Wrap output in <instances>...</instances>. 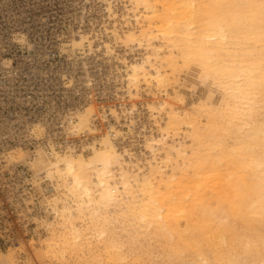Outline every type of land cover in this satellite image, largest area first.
<instances>
[{"label": "rangeland", "instance_id": "obj_1", "mask_svg": "<svg viewBox=\"0 0 264 264\" xmlns=\"http://www.w3.org/2000/svg\"><path fill=\"white\" fill-rule=\"evenodd\" d=\"M133 1L136 0H4V10L12 13L13 20L16 23L17 39L23 45L24 49L26 51L31 50L34 53H50V60H52L50 64L53 66L49 70L50 77L45 83L46 100L44 105L46 106V110L41 115L42 117H40L43 122L48 124L45 127L51 131L53 130V134L58 136L63 135V137L72 140L74 139L73 143L75 147L72 149L83 155H89L94 147H100L104 136L111 132L109 133L111 137L109 135L107 136L112 138L111 140H113L114 145L117 146L116 149L123 155L120 156L124 158L120 157L121 162L118 164L119 168L123 171H120L118 166L115 165L113 173L116 169L119 174L115 171V176H112L116 178L117 175L118 179H116L121 183L116 184L117 181L115 182L114 178L111 180L112 186L119 192L117 194L122 199L116 203L115 208H113L112 204V207L110 205L106 208L107 210L101 207V213L93 219L87 208H84L83 211L82 209H77L80 208L79 203L81 199L79 195L70 192L68 189V180L70 177H62L57 173L48 175L47 171L42 172L38 170L35 161L39 157V153L35 158L28 160L29 153L26 150L18 149L13 151L11 153L12 163L16 165L28 163L32 183L31 190L27 196L21 195L19 197V206L4 210V216L0 217V264H2L3 260H6L5 264H197L195 263L197 260H199L198 264H208L202 261L201 257L198 259L196 252H194L195 255L193 253L186 255V257H184L185 254L176 256L175 252L171 250L170 246L168 247L165 241H159L157 239L152 229H150V232L145 230L146 228L142 227V223H139L140 220L133 221L134 219L126 211V204L130 199L129 196H126L127 191L123 193L124 188H122L121 177L123 178L125 174H128L126 176L129 177L133 176L129 180L134 189L136 187L139 189L137 203L140 204L142 200L140 192L141 183L147 177L146 175L149 174L151 176L155 174L154 177L157 179L158 176V181L160 179L158 172L155 173L154 169L156 166L159 167L158 163L161 162L159 168L162 172L165 174L169 172V175L166 174L168 178L176 174L180 176L179 170L182 167L181 164L186 165L188 163L187 158L190 157L188 155L186 158L185 155L190 153V159L194 155V159H198L197 156L199 154H196L197 152L195 153V150L199 146L201 147V145L205 146L207 144H204L205 142L203 144L197 143L194 141L195 138L193 142L190 141V137L192 136L188 135V133H193V128L190 132L191 125H188L190 121L188 122L187 119L189 117L184 118L185 123H183L184 121L180 123L181 120H177L176 125L178 128L176 126L175 128L173 125H168L170 124L168 122L171 121L170 117L174 113L173 111L176 112L178 110L181 113L177 112L179 114L175 113L172 116L192 114L193 116L189 120H195L198 123V129L201 126V135L205 134V128H207L208 124H211V110L215 109L213 107L217 105L214 111H216L218 116L221 113L231 112H227L229 109L226 112L225 109H223L224 111H219L225 102L224 92L221 90L223 87H220L219 84L217 85L216 82L212 81L213 79L211 77L208 78L204 72L200 76H206L211 81L209 82L206 78L202 79L203 77L201 78L199 76L201 68L198 63L194 62V64L191 61L189 62L190 65L189 63L186 64L189 68L184 69L183 67L186 66L182 67L184 65L182 59L178 57V63L182 64H179V68L183 69L173 71L171 65L163 59V54L168 53V41L166 39L165 41L162 35L160 39H157V37L159 38L158 34L155 36L156 38L154 37L155 40L157 39V42L153 38V41H149L150 47L146 44L148 43L146 37H141V29L146 24V19H144L146 13L145 8L137 2L133 3ZM134 5L135 8L133 7ZM130 35H134V38H131ZM82 38L84 42H78ZM161 39H163L162 45H160ZM151 43L156 46L158 44L160 45L161 50L157 51L158 54H156L161 55V59H157L156 57H160L154 54L156 52L154 49L157 50L159 47H151ZM145 44L147 45V49L144 46ZM162 47H164L163 50ZM140 60L143 61H141L142 64L147 63L145 64L146 69L153 64L151 62L156 61L161 63L156 64L155 62L154 65L157 68H159V65H162L159 71L162 73L161 78H165L166 83L162 80L164 84H161V82L156 80L157 78L154 75H157V72L151 69V67V70H145L147 75H140L139 81H132L130 78L134 66L132 64H135L136 61L141 63ZM145 60H149L150 62H145ZM162 61L165 62V65H163L164 63ZM166 65H169L170 68ZM150 73L154 74L151 75ZM163 74L166 76L163 77ZM156 86L160 87L158 88ZM163 102L165 104L167 102V108L163 106L165 105ZM88 106H90L89 108L91 110V117L89 116L90 121L84 124V126L81 122L79 125H76L78 120L77 113ZM169 106L172 110L171 108L169 109ZM89 108H87L88 111ZM92 109L94 110L93 112ZM217 109L219 110L217 111ZM203 111L207 113L205 114ZM214 111L213 113H215ZM167 112L171 115L168 116L169 114ZM262 112L258 117L264 118V111ZM197 113L198 116L202 117L199 118L196 116ZM201 113L203 115L205 114L204 117ZM183 115L182 118L184 117ZM207 115L210 116L209 119H207ZM203 118H205V122H203ZM200 119L202 120L200 121ZM165 126L168 128L166 132L164 131L166 130ZM172 126L175 128V130L173 128V131L171 130ZM214 126L218 127L219 123ZM231 126L234 131L239 132L233 125ZM202 127H205L203 128L204 132L202 131ZM230 127L227 125L225 128H229V132L231 131L233 133L234 131ZM238 127L240 128L239 125ZM217 129L219 130L220 128ZM232 133L230 137L238 136V133ZM161 135H164V137L167 135V138ZM159 136L161 137L159 138ZM161 138L166 139L167 143L169 141V144H172L171 147L173 146L172 148H174L173 150L176 149V152L177 148L175 147L179 146L178 148L182 149L180 145L184 142V150L187 148L185 155H183L185 158L178 156V152L173 151L169 144L166 145L164 143V146L162 144L163 142L161 144L165 148L170 147L167 148L169 151L165 149L166 151L164 150V153L163 150H160L162 148L160 142L165 141ZM233 139L231 138L234 142ZM227 140L229 139L227 138L225 141L227 142ZM225 141L221 143L223 144V148L226 145ZM190 142L192 144L191 150L194 152L190 151L188 153L190 146L189 148L187 146ZM193 143L195 146L198 144L199 146L193 149ZM215 144L210 141V144L207 145H214L212 146L213 148H208L207 145L205 147L211 149L210 153H213V155H217L218 150L222 149L219 144L218 146H215ZM227 145L229 144L227 143ZM203 146L202 149L204 148ZM200 147L198 148L199 153L201 152V155H205L208 150L205 152V148L202 150ZM214 147L219 148L216 149ZM215 150L217 153H215ZM65 151L58 150L52 157ZM174 152L177 154L176 156ZM166 153H169L171 157L169 155V157H166ZM175 157L177 158L176 161H178V164L181 163L180 165L172 162L176 159ZM165 158H171V160L168 159L171 162L168 161L170 163H167ZM122 159L123 161L126 160L124 161L126 163L122 162ZM182 159H186L187 163L184 162L185 160L181 161ZM154 163L156 165L152 168L153 172L150 173L152 171L151 167L153 166L151 164ZM170 164H172L171 169H169ZM165 165L168 167H165ZM173 167L174 169L176 167L178 172L172 171ZM119 171L122 172V175L124 173V175H120ZM129 173L132 175H129ZM135 175L144 176L141 179L140 176H137L139 177L137 178ZM166 175L165 177H167ZM115 185H119L118 188ZM92 186L94 194L97 195V192L99 194L101 187L98 184ZM136 190L134 191L136 192ZM127 195L129 194L127 193ZM65 206L73 212L68 214L70 218L65 214ZM102 209H105V211ZM76 214L81 215L79 217ZM71 215L76 217L73 218ZM108 215L113 220L111 221L112 223ZM115 216L120 219L118 218L116 220ZM102 218L108 220L104 225V235L100 234L101 228H96V225L102 227L101 223L105 221ZM128 220L131 222L129 223ZM182 221L181 226L184 227V222ZM71 222L76 227L81 228L83 232L81 240L77 242L73 240L72 234L70 233ZM106 225L109 226L105 227ZM237 230L244 233L240 225L237 227ZM53 235L55 241L58 244L60 243V245L55 247L54 250H49L45 247L52 240L51 237ZM65 236L70 240V246L63 245L65 244L63 242L65 240L64 238H66ZM61 247H64V250H61ZM165 247L166 249L164 250ZM167 247L171 252H168ZM162 248L163 250H161ZM110 251L111 253L109 254ZM118 253L121 255L119 256ZM204 253L211 256L210 252L205 251ZM119 257L122 259L119 260ZM180 257L182 261H180ZM229 258L230 260L228 258L211 260L209 264H237L238 261L239 264H245L246 261L248 264L264 263V254L258 256L256 261L245 255L239 256L241 259L234 258L233 260V256L229 254Z\"/></svg>", "mask_w": 264, "mask_h": 264}, {"label": "bare ground", "instance_id": "obj_2", "mask_svg": "<svg viewBox=\"0 0 264 264\" xmlns=\"http://www.w3.org/2000/svg\"><path fill=\"white\" fill-rule=\"evenodd\" d=\"M135 2L143 5V8H145L144 10L146 13L144 19H146V24L145 27L144 25L143 28L141 27V37H146L148 40V43L146 44L149 46V41H153L152 39L158 34L159 38L157 37V39H160V36L162 35L164 40L166 39L169 43L168 53L165 55L163 54V59L171 65V69L173 71L180 69L179 64L181 63H178V57L182 59V63L184 64H181L182 67L186 66V64L191 61L193 63H198L201 68L199 76L202 72H204L208 78L211 77V79H213L212 81L216 82L217 85L219 84L220 87H223L221 90L224 92L225 102L224 106H221L222 108L220 110L217 109V111L219 110L221 112L223 109H225V112L227 109H229L227 112L231 111L229 113H221V115L218 113V116L216 111H214L216 110L217 105L216 107H213L215 108L213 110L208 107L212 111V117L210 118L208 115L206 117L207 119H211V124H208L207 128H205L206 126L202 127L203 132V128L206 129L205 134L201 131L203 135L200 133L201 126L200 129H198V123L195 120H189V118H192V114L172 116L173 114L179 112L178 110L176 112L173 111L174 113L172 115L167 112L169 114L168 116L171 115V121L168 122L170 123L168 125L177 127V120H181L180 123L183 121V123H185L184 118L189 117L187 118L188 122L190 121L188 125H191V129H189V131H192L193 128L194 133V135L191 131L190 132L192 134L188 133V135L192 136L190 137L191 142H193L194 138V141L200 144H203V142H205L204 144H210L211 141L212 143H216L215 146H218L219 144L222 149H219L218 153L215 150L216 152H214L217 153V155H213V153H210L211 149L205 148L207 144L205 146L201 145L200 147L199 144L195 146L193 143V149H196L198 146L202 149L203 146L205 148H203L205 152L208 150L205 155H201V152L199 153L198 151V147L197 150H195V153L197 152L196 154H199V157L197 156L198 159H194L195 155L192 153L194 151L191 150L192 144L190 142L187 147L189 148L190 146L188 153L192 151L191 154L194 155L191 158L194 160H191L190 153L185 155L187 148L184 150L183 146L185 143L182 142L180 145L182 149L178 148L179 146L175 148H177L178 156L181 158H185L183 155H185L186 158L188 155L190 156L187 158L189 164L186 159H184L185 161L182 159L181 161L186 162L187 166L182 162L185 165L183 168L184 165L180 163L182 167L178 170L181 175L178 176L179 174H176L169 178V172H167V170L166 174L168 175L160 170L159 167L161 162L158 163L159 167L156 166V168H154L156 165L155 163L151 164V166L153 165L151 169L154 168L155 173L158 172L160 179L158 181V176L157 179L154 177L155 174L151 176L148 174L146 175L147 177L144 178V181L142 183L140 182V192L142 197L140 204L137 203L139 189L138 187H136L138 190L134 189L129 180L133 176H126L128 174L124 175V173L123 176L121 174L122 172H120L123 170L119 168L118 164H120V157L123 155L120 154L121 152L116 149L117 146H115L113 140H111L112 138H110L111 136L109 135L111 132L106 134V136L103 135L104 138L103 141H101L102 144L99 141L101 146L96 148L94 147V149H92L93 151H91V154L89 155H83L73 149L66 150L64 153L57 154L55 157L48 156L47 154L40 152L38 154L39 157L35 161L36 166L38 170H41L42 172L47 171L48 175L57 173L62 177H70L69 180L67 179L68 189L70 192L79 195V198L81 199V201L79 200L80 208L77 209H82L83 211L84 208H87L88 212L92 215V218L95 219L96 216L101 213V207L106 209L112 204L113 208H115L114 206L116 203L122 199L117 194L119 192L115 190L111 184V180L114 178L112 176H115V171L118 173L116 169L113 173V169L115 168L114 166L117 165L120 170V175L123 176V178L121 177L122 188H124L123 193L127 191L126 196H129L130 199V201H127L128 203L126 204V211H128V215L134 219L133 221L139 219V223H142V227L146 228H144L145 230L150 232V229H152L156 234L157 239H159V241H165L168 247L170 246L171 250L175 252L176 256L185 254L184 257H186V255L196 252L198 259L201 257V260L208 264L211 260H223L225 258L230 260L229 254L233 256V260L234 258H239V256L241 257V255H245L256 261L258 256H262V254H264V118L258 117L260 113H263L262 111H264L262 110L264 109V0L133 1V3ZM133 7L135 8V5ZM134 35H130V37L134 38ZM83 38L78 42H84ZM161 40L160 45L163 44V39ZM153 43H151V47L156 46ZM146 44L144 46L147 49ZM160 45L158 44L157 46L159 47ZM157 46L154 48H157ZM163 48L164 47H162V50ZM154 50L156 52L154 51L155 53H152L156 54L157 51L161 49L159 47L157 50ZM157 54L156 56H159ZM152 57L155 58L154 56ZM161 57L156 58L161 59ZM149 60H145V62L149 63ZM141 61L142 60H140V62ZM156 61L151 62L153 64L150 63L151 65L149 68L147 67L148 70L145 65L147 63L142 64L143 61L141 63L136 61L135 64H132L134 66L133 68L131 67V80L134 82L139 81L140 75H147L145 70L149 71L153 69L157 72V75H154L157 78L156 80L161 82V84H164V82L166 83L165 78H161L162 73L159 71V68L161 69L162 65H159V68L155 67L154 64ZM158 62H156V64ZM163 63V65H165V62ZM169 65L166 66L170 68ZM52 66L53 65L50 64L49 70ZM183 68L185 69L189 67L186 66ZM165 76L163 74V77ZM206 76H202L203 78L201 76L200 77L202 79L206 78V80L209 81ZM153 80L155 79L153 78ZM162 80L164 81L163 83ZM211 83L213 84V82ZM160 86L156 87L159 88ZM217 88L219 89L218 86ZM166 104L163 106L167 108L168 104L167 106ZM170 106L173 108L172 105ZM170 106L169 109L171 108ZM89 107L90 106L77 113L78 120L76 125H79L81 122L84 126V124H87L90 121L89 116L91 117V110ZM87 108H89V111ZM93 111L94 110L92 109V112ZM213 111L215 113H213ZM203 112L205 113V111ZM198 113L200 114V112ZM198 113L196 116H198ZM182 115L184 116L183 118ZM198 117L200 118L202 116ZM203 119V122H205V118ZM201 120L202 119H200V121ZM218 123V127L214 126L218 125ZM227 125L229 127L233 125L235 129H238L239 132L234 131L232 126L230 127L234 132H236L235 134L238 133V136L235 135L230 137L232 132H229V128H225ZM173 126L172 129L170 128L172 131L174 128ZM217 128H220V131ZM167 129L168 128L166 127V130L164 131L166 132ZM161 136L164 137V135ZM161 136H159V138ZM166 136L167 135H165L164 138H167ZM164 138H161L165 141H161L160 144L163 142L162 144L165 146V144H169V141L167 143ZM227 138L229 140L226 142L225 140ZM231 138H234V142ZM223 140L226 143L224 148L223 144H221L224 142ZM227 143L229 145H227ZM163 145L161 149H158L164 151L165 149L170 148L172 144H169L170 147L166 146L167 148ZM212 146L214 145L208 146V148H211ZM172 147L171 149L173 150L174 148ZM167 151H169V149H167ZM173 151L176 152V149ZM175 152L174 154L176 156L177 152ZM166 154L165 155L167 157L169 153ZM169 156L171 157V155ZM177 158L172 162L180 165L178 164V161H176ZM168 159L171 160V158ZM168 159L165 158L166 162L170 163L171 161ZM124 161L122 159V162ZM171 165L172 164H170L169 169H171ZM168 166L165 165V167ZM156 169H158V171H156ZM175 169L173 167L172 171L174 170V172H176L177 169ZM125 172L128 173L127 170H125ZM152 172L153 169L150 173ZM130 174L131 173H129V175ZM165 175L167 177H165ZM136 177L135 179L139 178ZM142 177L140 176L141 179ZM116 178L118 179L117 175ZM116 178H114L115 182L117 181L116 184H119L120 181L118 182ZM96 184L101 187L100 192L99 194L97 192V195L94 194L92 186ZM134 190H136V192ZM127 193L129 195H127ZM123 199L125 200V198ZM64 208L67 217L69 213H73L71 210H68L66 206ZM105 209L102 210L105 211ZM119 210L121 209L119 208ZM78 212L76 213L78 214ZM71 217L73 216L71 215ZM106 218H102L105 220L101 223L102 227L96 225V228H101V235L105 234L104 225L108 221ZM118 218L115 216L116 220ZM230 220L231 222L229 223ZM111 221L113 220L111 219L110 222ZM181 221L184 222V227L181 226ZM130 222L131 221H129V223ZM70 225V233L72 234L73 240L75 242L81 240L83 234L81 228L76 227L73 222H71ZM239 225L244 230V233L237 230ZM107 226L109 225H106L105 227ZM136 226L138 225L136 224ZM107 234L110 235L109 232H107ZM102 238L104 239V237ZM51 239L52 240L49 241L45 248L54 250V248L58 247L60 243L58 244L55 241L54 235ZM64 239L63 242L65 244L63 245H69L70 240L67 239V237ZM163 245L164 244L162 243V246ZM62 249L64 250V247H61V250ZM165 249L166 247L164 250ZM161 250H163V248ZM169 251L170 250L168 249V252ZM205 251L210 252L211 256L204 253ZM110 253L111 251L109 254ZM118 255L120 256L121 254L118 253ZM119 258V260L122 259L121 257ZM179 259L182 261L181 257ZM198 261L199 260H197V262L195 261V263L198 264ZM5 262L6 260H3L2 264H5ZM237 264H239V261Z\"/></svg>", "mask_w": 264, "mask_h": 264}, {"label": "built area", "instance_id": "obj_3", "mask_svg": "<svg viewBox=\"0 0 264 264\" xmlns=\"http://www.w3.org/2000/svg\"><path fill=\"white\" fill-rule=\"evenodd\" d=\"M3 2L0 0V217L4 210L17 208L19 197L31 190L28 163H12L13 151L26 150L31 160L40 152L54 156L58 150L75 147L74 139L53 134L40 119L46 110L50 53L24 49L16 36L13 15L4 10Z\"/></svg>", "mask_w": 264, "mask_h": 264}]
</instances>
